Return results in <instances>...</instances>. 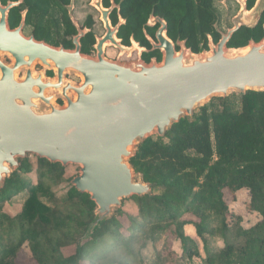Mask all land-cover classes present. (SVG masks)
<instances>
[{
    "label": "trees",
    "instance_id": "16d2710c",
    "mask_svg": "<svg viewBox=\"0 0 264 264\" xmlns=\"http://www.w3.org/2000/svg\"><path fill=\"white\" fill-rule=\"evenodd\" d=\"M114 2L125 20L119 36L126 44L133 36L141 46H150L147 35L154 37L159 28L147 26L151 14L165 20L168 37L185 42L193 54L209 51L210 40L217 44L221 39L214 0ZM256 2L248 0V9ZM69 3L24 0L29 21L42 32L61 14L70 23ZM105 3L110 6L111 0ZM113 21L118 22L117 14ZM263 39L264 13L255 29L243 27L235 33L228 48L242 49ZM156 57L162 60L159 52ZM130 164L152 185V196L133 197L100 232L86 236L96 204L70 184V166L38 157L35 163L24 160L0 189V264H264V92L213 98L164 138L154 136L139 144ZM64 184L66 197L51 205L56 188ZM241 190L250 195L248 212L261 218L250 228L241 225V216L226 200L227 193L235 199ZM12 206L16 215L9 213ZM187 226L195 229L197 241L186 235ZM164 237L165 246L179 242L181 253L165 247L154 259L144 256ZM25 249L29 254L22 263Z\"/></svg>",
    "mask_w": 264,
    "mask_h": 264
},
{
    "label": "water",
    "instance_id": "95a60500",
    "mask_svg": "<svg viewBox=\"0 0 264 264\" xmlns=\"http://www.w3.org/2000/svg\"><path fill=\"white\" fill-rule=\"evenodd\" d=\"M237 1L240 10L231 20L232 28L221 32L217 44L211 39V53L203 55L187 50L185 42L172 41L166 21L151 14L147 26L159 28L156 42L150 40L162 60L130 64L104 56L106 44L122 54L144 51L134 40L131 48L121 45L117 33L125 20L120 18L113 28L109 19L116 8L114 0L107 10L102 0H92L106 29L97 40L96 58L81 53L85 32L77 23L76 50L57 49L24 37V23L11 30L8 10L22 1L6 6L0 1V53L14 60L8 65L0 58V189L29 156L65 168L78 166L70 184L96 204L86 236L100 232L125 201L152 196V185L130 164L139 144L154 136L164 138L175 124L193 117L213 98L264 92V39L232 54L228 48L241 28L255 29L260 24L264 0L251 10L248 0ZM73 5L74 0L70 11ZM36 64L54 70L56 78L35 74ZM21 69L25 75L19 79ZM67 73L80 76L82 82L68 81ZM57 99L64 105H57Z\"/></svg>",
    "mask_w": 264,
    "mask_h": 264
},
{
    "label": "flooded vegetation",
    "instance_id": "af4514ba",
    "mask_svg": "<svg viewBox=\"0 0 264 264\" xmlns=\"http://www.w3.org/2000/svg\"><path fill=\"white\" fill-rule=\"evenodd\" d=\"M1 1V0H0ZM19 1H22L20 5L16 7H12L8 10V27L11 30H16L18 29L22 23H24L23 28H22V34L24 37L27 39L30 37H34V39L37 42H44L47 45L60 49L64 48L66 51H75L76 46L74 44V39L79 35V29L81 31L85 32V35L80 39V50L81 53L85 56L91 57V58H96L98 54V50L96 48L97 46V40L99 38H102L106 34V29L104 22L101 20L102 14L98 9L94 7L95 13H97V16H95V13L92 11V9H86L83 11V17L78 18L76 20L73 16V13L78 9L77 3L80 0H74V8L70 11L69 8L72 5V0H70V3L65 6L66 8V15L70 19V23H67L65 21V14H61V16H56L55 18V25H52L51 28H49L48 31L42 32L38 27L35 25V23L29 21V7L24 5V0H18V1H13V0H8V2L4 5L2 2L3 6H6L7 4L11 3H17ZM102 6L104 9H109L110 6H106L105 0H102ZM120 9L118 8V5L116 4V8L109 14V19L112 24V27L115 28L117 24L120 21L121 15H120ZM117 14L118 16V22L114 23L113 17ZM123 19V18H122ZM77 23L79 25V29L76 26ZM125 24V23H124ZM123 24V25H124ZM99 25L101 26L103 33L101 35L97 34V30L99 29ZM122 25V26H123ZM121 26V27H122ZM120 27V29H121ZM156 28V27H154ZM120 29L117 33L118 39L121 41V45L126 47V48H131L132 47V40L135 41L134 37L131 36V41L130 44L124 43V40L120 38L119 32ZM158 30V29H157ZM157 30L155 31L154 37H151L147 35V38L149 40L150 46H141L140 43L136 42L139 44V47L144 49L142 53H140L138 50H134L131 55L128 52L121 53L120 49L110 46L109 44H106L104 47V56L108 60H120V61H125V60H133L135 61H142L145 63H151L153 60L158 61L156 54L159 52L162 54L160 51L155 50L152 46L151 40L156 42V33ZM94 38V42L92 43V40ZM151 39V40H150ZM179 51L180 48H177ZM111 54L113 56H111ZM150 56L149 62L146 60L147 56ZM112 58H111V57ZM0 58L8 65H12L14 63L13 58L9 54H4L0 53ZM161 62V61H160ZM40 64H36L34 67V73L39 74L42 72V69L37 70L38 66ZM42 66V65H41ZM43 67V66H42ZM45 68V67H43ZM47 69V68H46ZM44 73V76L46 79H55L56 78V72L54 70H49ZM25 75V71L23 69L18 71V78L22 79ZM67 75V74H66ZM60 103L62 101L60 100Z\"/></svg>",
    "mask_w": 264,
    "mask_h": 264
},
{
    "label": "rangeland",
    "instance_id": "374dc122",
    "mask_svg": "<svg viewBox=\"0 0 264 264\" xmlns=\"http://www.w3.org/2000/svg\"><path fill=\"white\" fill-rule=\"evenodd\" d=\"M214 1H215L216 10L220 16V25L223 28V31L221 30V32L226 33L230 28H232L231 20L239 12L240 4L238 3L237 0H214ZM259 1L260 0H258L257 3ZM77 6H78V9H76V11L73 13V16L76 20H78V18L83 17V14H84L83 11L86 9H92V11L95 13L94 7L92 5V0H80L77 3ZM73 8H74V6L72 7V9ZM95 16H97V13H95ZM102 33H103V30H102L101 26L99 25V29L97 30V34L101 35ZM234 52H235L234 49L229 50L230 54H232ZM207 53H211V50L207 51ZM200 55H203V53ZM111 56H113V55L111 54ZM114 61H118L121 63H127V64L134 62L133 60H130V61L129 60H125V61L114 60ZM37 66H38L37 70L42 69V72H44V73L46 71H48L46 68H43L41 65H37ZM66 79L68 81H72L75 84H80L82 82V79L80 76H78L76 74H72V73H67ZM233 94H236L238 96L240 95L237 93H233ZM60 100L62 101V103H60ZM211 101L212 100L208 101L204 106L209 105ZM56 104L59 106H63L64 101L62 99H57ZM29 159L31 160L32 163L36 162L35 156H29ZM78 173H79V167L78 166H70L68 169L67 178L69 180H71L73 177L78 175ZM32 178L35 180L36 176L32 175ZM67 190H68V187L65 184L60 186L59 188H56V190H55L56 197L50 202L51 205L55 206L57 204H60L62 202V200L66 197ZM226 200L230 206V210L234 214L241 216V218H242L241 225L243 227L250 228L253 225L257 224L259 221H261V218L258 215L252 214V213L248 212V210H247V204L250 201V195H249V192L247 190L239 191L236 194L235 199L232 195L227 193ZM125 202L127 204L132 203V201H129V200H128V202L127 201H125ZM9 213L11 215H16L17 209H14V206H12V208L9 209ZM187 217H190V216H187ZM185 232H186V235L188 237H190L196 241L198 240L196 233H195V229L192 226H187L185 228ZM217 242H218V244L222 245L220 240ZM165 243H166V237L163 238V240L159 243L157 248L152 247V248L147 249V251L144 253V256H148L150 259H154V257H156L155 255L157 254V252L163 250L165 247H167L168 249H173V251H175L177 254L181 253V246H180L179 242H171V245L169 243L166 246H165ZM200 247L202 248L201 244H200ZM28 254H29L28 249H25L22 256L19 257V261L22 263L27 262ZM197 263H199V262L197 261Z\"/></svg>",
    "mask_w": 264,
    "mask_h": 264
},
{
    "label": "crops",
    "instance_id": "0c3cea01",
    "mask_svg": "<svg viewBox=\"0 0 264 264\" xmlns=\"http://www.w3.org/2000/svg\"><path fill=\"white\" fill-rule=\"evenodd\" d=\"M222 28V27H221ZM221 31V30H220ZM222 31H223V28H222Z\"/></svg>",
    "mask_w": 264,
    "mask_h": 264
}]
</instances>
